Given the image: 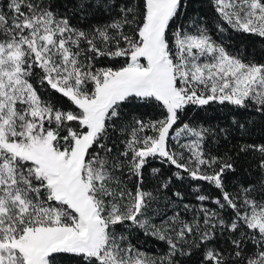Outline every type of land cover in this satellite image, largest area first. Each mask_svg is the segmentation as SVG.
<instances>
[{"label": "snow or ice", "instance_id": "snow-or-ice-1", "mask_svg": "<svg viewBox=\"0 0 264 264\" xmlns=\"http://www.w3.org/2000/svg\"><path fill=\"white\" fill-rule=\"evenodd\" d=\"M0 264H264V0H0Z\"/></svg>", "mask_w": 264, "mask_h": 264}, {"label": "trees", "instance_id": "trees-1", "mask_svg": "<svg viewBox=\"0 0 264 264\" xmlns=\"http://www.w3.org/2000/svg\"><path fill=\"white\" fill-rule=\"evenodd\" d=\"M235 43L236 44H241L242 41L239 38H235ZM257 47H259V45H257ZM207 117L209 119H212L214 123L227 124L228 123L229 114L227 112H225V111L213 110V111H210L209 113H207ZM141 242H143V238H142ZM152 246L153 245L151 244V242H149L146 245V247H149V248L152 247Z\"/></svg>", "mask_w": 264, "mask_h": 264}]
</instances>
